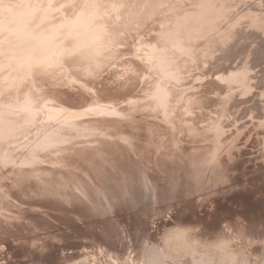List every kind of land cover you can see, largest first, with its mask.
Listing matches in <instances>:
<instances>
[{"label": "rangeland", "instance_id": "1", "mask_svg": "<svg viewBox=\"0 0 264 264\" xmlns=\"http://www.w3.org/2000/svg\"><path fill=\"white\" fill-rule=\"evenodd\" d=\"M33 1L0 0V264H264V0Z\"/></svg>", "mask_w": 264, "mask_h": 264}, {"label": "bare ground", "instance_id": "2", "mask_svg": "<svg viewBox=\"0 0 264 264\" xmlns=\"http://www.w3.org/2000/svg\"><path fill=\"white\" fill-rule=\"evenodd\" d=\"M45 1H46V4H48V1H49V0H45ZM165 1H166V0H165ZM167 1H168V0H167ZM215 1H216V0H215ZM34 2H36V1L34 0L33 3H30V4L33 5ZM49 2H50V1H49ZM143 2H144V1H143ZM195 2H197V1L195 0ZM201 2H202V1H201ZM203 2H205V0H204ZM206 2H207V1H206ZM223 2H224V1H223ZM37 3H38V1H37ZM39 3H40V2H39ZM39 3H38V4H39ZM164 3H165V2H164ZM166 3H167V2H166ZM218 3H219V1H218ZM26 4H27V3H26ZM44 4H45V3H44ZM170 4H171V3H170ZM195 4H196V3H195ZM205 4H206V3H205ZM24 5H25V4H24ZM24 5H23V6H24ZM28 5H29V4H28ZM166 5H167V4H166ZM172 5H173V4H172ZM213 5H214V4H213ZM217 5H219V4H217ZM43 6H44V5H43ZM45 6H46V5H45ZM196 6H197V5H196ZM207 6H208V5H207ZM31 7H33V6H31ZM186 7H188V6H186ZM192 7H193V6H192ZM201 7H202V6H201ZM204 7H205V6H204ZM212 7H213V6H212ZM33 8H34V7H33ZM41 8H43V7H41ZM172 8H174V7H172ZM177 8H178V7H177ZM22 9H23V8H22ZM27 9H28V8H27ZM35 9H37V8H34V11H37V10H35ZM46 9H47V8H46ZM198 9H199V8H198ZM200 9H202V8H200ZM206 9H207V7H206ZM209 9H210V8H209ZM211 9H212V8H211ZM23 10H24V9H23ZM29 10H30V8H29ZM31 10H33V9H31ZM49 10H50V9H49ZM49 10H48V11H49ZM166 10H167V9H166ZM79 11H80V10H79ZM79 11H77V12H79ZM164 11H165V10H164ZM207 11H208V10H207ZM11 12H12V11H11ZM21 12H22V15H16V16H15L16 13L14 14V13L12 12L13 14H12V17H11V18L13 19V18H16L17 16H20V17H17V18H21V19H18L19 22H20V20L24 21L23 18L21 17V16H23L24 13H23V11H20V13H21ZM27 12H28V11H27ZM27 12H26L25 14H27ZM42 12H43V11H42ZM42 12H41V13H42ZM83 12H84V11H83ZM211 12H212V11H211ZM28 13H29V12H28ZM44 13H45V12H44ZM44 13H43V14H44ZM163 13H164V12H163ZM201 13H202V12H201ZM204 13H205V12H204ZM213 13H214V12H213ZM213 13H211V14H213ZM25 14H24V16H23L24 18H26V17H25ZM46 14H47V13H46ZM46 14H45V16H47ZM77 14H78V13H77ZM164 14H165V13H164ZM32 15H33V14H32ZM32 15H30V16H32ZM38 15H39V14H38ZM82 15H83V14H82ZM166 15H167V13H166ZM14 16H15V17H14ZM26 16H27V15H26ZM41 16H42V15H41ZM85 16H86V15H85ZM85 16H84V17H85ZM28 17H29V16H28ZM39 17H40V15H39ZM43 17H44V16H43ZM74 17H75V16H74ZM201 17H204V16H201ZM41 18H42V17H41ZM170 18H171V17H170ZM218 18H219V17H218ZM28 19H30V18H28ZM43 19H44V18H42V20H43ZM83 19H84V18H83ZM186 19H187V18H186ZM186 19H185V20H186ZM15 20H17V19H13V21H15ZM62 20H63V19H62ZM185 20H182V21H185ZM187 20H188V19H187ZM218 20H219V19H218ZM22 21H21V22H22ZM26 21H27V20H26ZM43 21H44V20H43ZM64 21H65V20H64ZM64 21H63V22H64ZM80 21H81V20H79V22H80ZM11 22H12V20H11ZM67 22H68V20H67ZM74 22H75V21H74ZM169 22H170V20H169ZM12 23H13V22H12ZM64 23H65V22H64ZM14 24L16 25L17 22L14 23ZM18 24L20 25V23H18ZM26 24H28V23H26ZM19 25H17V26H19ZM21 25H22V24H21ZM47 25H48V24H47ZM54 25H55V24H54ZM66 25H67V24H66ZM172 25H173V24H172ZM17 26H16V27H17ZM35 26H36V25H35ZM170 26H171V25H170ZM13 27H14V26H13ZM19 27H20V26H19ZM52 27H53V26H52ZM63 27H64V26H63ZM24 28H25V27H23V29H24ZM29 28H30V27H29ZM46 28H47V27H46ZM66 28H67V27H66ZM40 29H41V28H40ZM48 29H50V28H48ZM51 29H52V28H51ZM175 29H176V28H175ZM25 30L30 31V30H28V28H26ZM37 30H38V29H37ZM55 30H56V29H55ZM237 30H238V29H237ZM58 31H59V29H58ZM20 32H21V31H20ZM31 32H32V31H31ZM31 32H30V33H31ZM218 32H220V31H218ZM240 32H241V31H240ZM26 33H27V32H26ZM34 33H35V32H34ZM44 33H45V32H44ZM55 33H56V32H55ZM21 34L23 35V33H21ZM35 34H36V33H35ZM35 34H34V35H35ZM52 34H53V33H52ZM236 34H237V32H236ZM24 35H25V34H24ZM26 35H27V34H26ZM28 35H29V34H28ZM28 35H27V36H28ZM45 35H46V34H45ZM48 35H49V34H48ZM40 36H41V35H40ZM46 36H47V35H46ZM43 37H44V36H43ZM230 37H231V36H230ZM29 38H30V37H29ZM38 38H39V37H38ZM38 38H37V40H39ZM29 40H30V39H29ZM35 40H36V39H35ZM61 40H62V39H61ZM229 40H230V38H229ZM229 40H228V41H229ZM40 41H41V39H40ZM36 42H37V41H36ZM226 42H227V40H226ZM41 43H42V42H41ZM44 43H45V42H44ZM50 43H52V42H50ZM50 43H49V44H50ZM56 43H57V42H56ZM39 44H40V43H39ZM223 44H224V43H223ZM37 45H38V44H37ZM224 45H225V44H224ZM40 46H41V45H40ZM44 46H45V45H44ZM47 46H48V45H47ZM60 46H61V45H60ZM75 46H76V45H75ZM38 47H39V45H38ZM42 47H43V46H42ZM55 47H57V46L55 45ZM63 47H64V46H63ZM224 47H225V46H224ZM33 48H34V47H33ZM47 48H48V47H47ZM47 48H45V49H47ZM57 48H59V47H57ZM60 48H61V47H60ZM42 49H43V48H42ZM42 49H40V50H42ZM45 49H44V51H45ZM76 49H77V48H76ZM55 50H56V48H55ZM44 51H42V52H44ZM62 51H63V50H62ZM76 51H77V50H76ZM76 51H75V52H76ZM42 52H41V53H42ZM51 52H52V51H51ZM77 52H78V51H77ZM28 53H29V52H28ZM53 54H54V52H53ZM68 54H69V53H68ZM42 55H43V54H42ZM42 55H41V56H42ZM44 55H45V54H44ZM23 57H24V56H23ZM42 57H43V56H42ZM24 58L26 59L27 56L24 57ZM51 59H53V58H51ZM22 61H23V60H22ZM17 62H18V61H17ZM25 62H26V61H25ZM0 98H1V97H0ZM28 107H29V106H28ZM34 109H35V108H34ZM46 109H47V108H46ZM35 112H36V111H35ZM75 112H76V111H75ZM108 112H109V111H108ZM52 113H53V111H52ZM76 113H77V112H76ZM34 114H35V113H34ZM67 114H68V113H67ZM71 114H72V113H71ZM30 115H31V114H30ZM55 116H56V115H55ZM74 116H75V115H74ZM77 117H78V116H77ZM60 118H61V117H60ZM49 120H50V119H49ZM19 170H20V169H19Z\"/></svg>", "mask_w": 264, "mask_h": 264}]
</instances>
